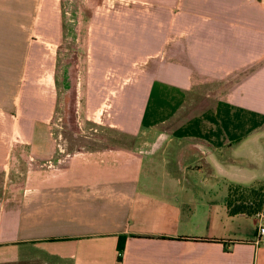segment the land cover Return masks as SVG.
Wrapping results in <instances>:
<instances>
[{"label": "crops", "instance_id": "1", "mask_svg": "<svg viewBox=\"0 0 264 264\" xmlns=\"http://www.w3.org/2000/svg\"><path fill=\"white\" fill-rule=\"evenodd\" d=\"M38 12L0 0V173L26 160L0 185V264H264L260 213L226 206L230 186L264 185V0H132L97 17L89 76L143 64L108 106L127 145L74 151L50 132V95L17 94L23 63L39 60Z\"/></svg>", "mask_w": 264, "mask_h": 264}, {"label": "rangeland", "instance_id": "2", "mask_svg": "<svg viewBox=\"0 0 264 264\" xmlns=\"http://www.w3.org/2000/svg\"><path fill=\"white\" fill-rule=\"evenodd\" d=\"M131 1L36 0L39 8L37 20L41 27L44 26V30L41 29L39 34L36 32L37 35L32 37L30 35L29 40L37 44L39 60L23 63L24 73L17 82V94L20 96L23 88L31 85L34 91L39 88L41 101L44 103L50 95L56 104L49 122L50 132L62 136L60 144L66 151L127 145L125 137L106 126L108 106L112 92L132 80L135 69H140L143 63L138 67L124 63L120 67H112L107 62L98 63L100 76L92 78L89 76L90 71L97 67L90 52H87L90 47L85 46V39L90 37L91 30L87 35V26L92 21L98 18L111 21L113 14L118 17L117 13L122 14ZM53 24L58 25L59 29L53 30ZM7 64L9 68H15L16 63ZM32 73L34 77L31 79ZM91 87H95L94 91L98 92L99 103L93 109H87L85 97L87 89ZM17 133L21 136L19 130ZM14 149L23 153L28 150V146L17 144ZM18 155L16 166H13L11 172L7 176L0 173V185L5 180L8 183L22 180L26 160ZM251 189L257 191V197H254L257 202L260 201L264 185ZM261 213L264 214V210Z\"/></svg>", "mask_w": 264, "mask_h": 264}, {"label": "trees", "instance_id": "3", "mask_svg": "<svg viewBox=\"0 0 264 264\" xmlns=\"http://www.w3.org/2000/svg\"><path fill=\"white\" fill-rule=\"evenodd\" d=\"M246 193H249L246 195ZM257 191L251 188L241 186H230L226 199V206L231 215L243 214L253 216L261 213L264 210V191L262 198L256 201Z\"/></svg>", "mask_w": 264, "mask_h": 264}, {"label": "built area", "instance_id": "4", "mask_svg": "<svg viewBox=\"0 0 264 264\" xmlns=\"http://www.w3.org/2000/svg\"><path fill=\"white\" fill-rule=\"evenodd\" d=\"M256 243H264V214H259V223L256 229Z\"/></svg>", "mask_w": 264, "mask_h": 264}]
</instances>
